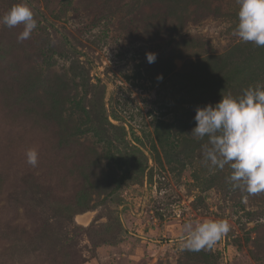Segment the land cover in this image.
<instances>
[{
    "label": "rangeland",
    "instance_id": "rangeland-1",
    "mask_svg": "<svg viewBox=\"0 0 264 264\" xmlns=\"http://www.w3.org/2000/svg\"><path fill=\"white\" fill-rule=\"evenodd\" d=\"M21 2L30 37L0 24V264H264V192L191 135L198 107L264 85L236 0H0V17ZM205 219L230 230L187 250Z\"/></svg>",
    "mask_w": 264,
    "mask_h": 264
},
{
    "label": "clouds",
    "instance_id": "clouds-1",
    "mask_svg": "<svg viewBox=\"0 0 264 264\" xmlns=\"http://www.w3.org/2000/svg\"><path fill=\"white\" fill-rule=\"evenodd\" d=\"M238 23L233 35L241 42L264 47V0H236ZM0 24L14 28L22 25L18 41L26 40L37 28V20L27 3L13 5L2 17ZM156 54L146 53L149 64L156 61ZM158 79H162L158 77ZM196 126L191 135L207 138L203 146V160L213 169L229 166L227 177L233 189L250 195L264 192V85L248 87L237 97L222 96L215 105L196 109ZM26 162L32 167L39 163V152L29 148ZM230 230L226 220L205 219L184 225V247L190 251L211 248Z\"/></svg>",
    "mask_w": 264,
    "mask_h": 264
},
{
    "label": "trees",
    "instance_id": "trees-1",
    "mask_svg": "<svg viewBox=\"0 0 264 264\" xmlns=\"http://www.w3.org/2000/svg\"><path fill=\"white\" fill-rule=\"evenodd\" d=\"M72 118H68L66 119V122L62 125V130H63V133L58 136V141L61 142L63 141L64 144H69L71 143L73 140H72V134H71V131H72V127L70 126V123H72ZM76 123V122H75ZM90 126H91V121L88 123ZM93 124L95 125L96 124V121H93ZM108 127L110 126V124L108 123L107 124ZM112 127V126H110ZM92 128V126H91ZM80 129V128H79ZM78 129V130H79ZM114 129V128H113ZM77 130V131H78Z\"/></svg>",
    "mask_w": 264,
    "mask_h": 264
}]
</instances>
